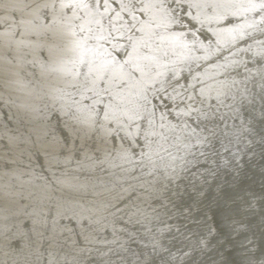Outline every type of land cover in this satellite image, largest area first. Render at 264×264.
I'll list each match as a JSON object with an SVG mask.
<instances>
[{"label": "bare ground", "instance_id": "obj_1", "mask_svg": "<svg viewBox=\"0 0 264 264\" xmlns=\"http://www.w3.org/2000/svg\"><path fill=\"white\" fill-rule=\"evenodd\" d=\"M229 2L240 13L231 27L244 25L246 37L241 44L233 33L236 47H264V9L257 10L250 0ZM33 7L32 0H0V29L14 31L18 39H37L23 35ZM114 12L104 10L122 25L123 17L117 21ZM153 15L157 31L183 30L166 9ZM41 39L54 50L51 55L41 50V63L57 69L52 74L28 63L27 50L0 46V264H264V90L254 87L251 103L229 99L221 82L241 79L243 69L220 66L236 48L180 65L185 80L170 71L159 78L156 87L167 92L156 104L170 107L156 109L157 118L163 112L165 123L176 125L175 133L183 137L181 149H173L177 167L172 171L159 161L151 164L143 142L132 137L126 143L122 130L113 144L64 123L59 93L67 82L59 69H70L81 56L84 37L69 32ZM95 44L87 42L88 47ZM138 54L147 50L140 48ZM240 57L252 60L247 53ZM248 66L259 68L260 63ZM226 104L238 108V119L228 117L229 124L248 128L238 148L223 136ZM210 132L216 133L210 136L211 148L202 149L195 141ZM189 143L191 148L184 147ZM225 146L241 159L223 153L229 164L221 168L217 155V174L205 183L206 194L194 195L187 169L203 159L201 150L220 153ZM212 225L216 235L209 238ZM201 240L208 241L205 247Z\"/></svg>", "mask_w": 264, "mask_h": 264}, {"label": "snow or ice", "instance_id": "obj_2", "mask_svg": "<svg viewBox=\"0 0 264 264\" xmlns=\"http://www.w3.org/2000/svg\"><path fill=\"white\" fill-rule=\"evenodd\" d=\"M32 3L31 19L23 35H35L37 39H18L14 31L0 29V46L27 50L28 63L38 64L42 73L52 74L57 69L53 64L41 63V50L47 48L50 55L54 50L47 39L41 37L69 32L83 36L84 40L79 45L84 52L70 69H59L65 73L67 82L59 93L64 123L77 129L83 136L98 135L105 143L111 140L113 144L122 130L128 134L126 143H131L132 137L143 142L146 148L143 154L153 165L159 161L165 168L175 171L177 157L173 149H181L183 142V137L175 133L176 125L165 123L163 112L157 118L156 109L170 107L167 103L156 104L157 99L163 101L160 93L167 92L156 87L165 71L176 73L179 80H185L180 73L186 69L180 65L191 60L207 59L210 54L216 55L222 49L235 47V51L224 56L225 63L220 66L229 70L234 67L243 69L241 79L221 82L229 99L235 101L239 97L251 103L253 88L264 90V47H236L237 35L233 33L238 34L241 44L246 37L242 31L244 25L231 27L240 13L231 10L229 0H120L119 4L117 0H95V3L94 0H32ZM250 3L257 10L264 9V0H250ZM106 9L109 12L115 9L117 21L123 17L122 25L114 23L112 15H105ZM156 9H166V15L170 13L171 19L183 30L171 34L157 31V21L153 15ZM143 16L148 19H142ZM189 34L191 39L188 38ZM89 39L95 40L96 44L88 47ZM260 43L264 44V41ZM125 46L130 50L122 51ZM140 48H145L147 54H138ZM209 48L212 49L211 53ZM194 49L202 51L204 55L197 57ZM241 53L249 54L252 60H244L240 57ZM256 62L260 63L259 68L248 66ZM224 107L229 112L221 118L223 136L230 144L234 140L233 147L238 148L240 137L247 133L248 128H234L229 124L228 117L232 121L238 119L234 114L238 108L234 104ZM57 116L60 118L59 113ZM239 123L244 122L240 120ZM145 124L147 128L141 137L139 133ZM129 128H134V131L128 133ZM101 131L103 135H100ZM213 135L216 133L210 132L209 136L198 137L195 142L202 149H210V136ZM184 147L191 148L192 145L189 143ZM223 153L236 156L237 162L241 159L228 146L223 147L220 153L204 150L198 153L203 159L187 169L192 172L191 192L194 195L202 198L206 194L205 183L211 184V178L217 174V155L220 156L219 167L228 166L229 161ZM180 159L183 160V157ZM205 164L208 167H200ZM134 195L131 193L127 199ZM208 219L212 217L208 216ZM208 235L209 238L216 235L214 225L210 226ZM207 243V240L200 242L202 247Z\"/></svg>", "mask_w": 264, "mask_h": 264}, {"label": "rangeland", "instance_id": "obj_3", "mask_svg": "<svg viewBox=\"0 0 264 264\" xmlns=\"http://www.w3.org/2000/svg\"><path fill=\"white\" fill-rule=\"evenodd\" d=\"M237 46V45H236ZM233 48H235V47H233ZM230 51V50H229ZM229 51L227 52V51H225V52H223L224 54H226V53H229Z\"/></svg>", "mask_w": 264, "mask_h": 264}, {"label": "clouds", "instance_id": "obj_4", "mask_svg": "<svg viewBox=\"0 0 264 264\" xmlns=\"http://www.w3.org/2000/svg\"><path fill=\"white\" fill-rule=\"evenodd\" d=\"M158 123H159V121H158ZM152 130H154V129H149V131H152ZM134 134V133H133Z\"/></svg>", "mask_w": 264, "mask_h": 264}, {"label": "water", "instance_id": "obj_5", "mask_svg": "<svg viewBox=\"0 0 264 264\" xmlns=\"http://www.w3.org/2000/svg\"><path fill=\"white\" fill-rule=\"evenodd\" d=\"M149 164V163H148Z\"/></svg>", "mask_w": 264, "mask_h": 264}]
</instances>
